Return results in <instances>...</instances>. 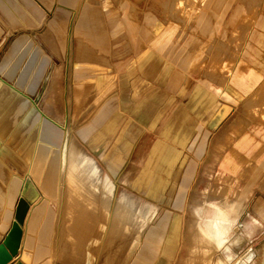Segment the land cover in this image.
I'll return each mask as SVG.
<instances>
[{
	"label": "rangeland",
	"instance_id": "374dc122",
	"mask_svg": "<svg viewBox=\"0 0 264 264\" xmlns=\"http://www.w3.org/2000/svg\"><path fill=\"white\" fill-rule=\"evenodd\" d=\"M89 1L93 2L95 7L108 2L106 4L111 9H102V13L114 12L116 14L119 11L115 10L114 3H119L118 1L120 0ZM157 1L166 2L168 8L163 11L164 14H160L161 18L163 17L160 20L161 24L147 27L148 38L147 40L145 39L144 48L149 49L155 54L153 59L155 62H159L160 67L163 64L169 67L170 72L167 78L170 82V89L162 90L161 73L153 75L152 84L148 83V88H150L148 92H152V96H162L164 93L166 101L163 106L154 107V112L152 116L150 115L148 122L149 127L139 130L137 137L134 139V151L146 146L144 149L146 150L148 147V151L146 150L147 154L136 155L134 152L128 156L130 159L127 158L126 162H124L126 157L122 159L123 169L118 171L117 179L114 178L116 199H113L114 204L112 203V207L118 202L127 201L135 208V223L133 222L130 226L132 228L131 233L123 234L125 236H122L121 232H114L112 226L113 217L110 218L111 220L106 226L104 235H98L100 232H97V226L95 227V225L99 221L103 222V224L106 223L104 219H106V214H108V212H97L95 208L99 206V202L101 201L102 194L98 193L99 187L101 186L102 193L104 192V187L108 188L106 192L111 199L113 198V186L107 178L104 179L98 166L102 168L104 173H109L105 164V158L110 154L111 150L118 146L124 128L130 122H133L131 120L134 115L133 110L140 106L137 108L136 106L128 105L121 107L114 106L112 108L116 111H114L112 119L110 118L111 120L105 122L103 119L105 116L100 115V119H103L101 125L96 122V119L99 118L98 113L102 108V106L98 105L101 101L93 104V106L90 103L100 93L84 88L88 87L89 84H85V82H82L83 85L82 83L79 84V82L74 80L75 75L73 72V62L77 60L73 58V52L80 50L73 42L75 39L73 29L79 18L81 20L79 26L85 18L83 9L74 10L73 18L71 15L68 16L65 36H70L69 41H71V38L73 39L72 46L69 50L68 47L65 48L64 52L61 53L59 50L57 51V46L52 40V34L48 30L51 14L41 10L32 0H28V5H24L22 0H3L0 3V28L2 29V32H0V68L3 57L11 43L20 35L30 36L37 48L41 50L43 59L40 61L38 72L30 76L28 83L20 91L30 97L48 118L61 126L59 129L51 124H47L48 127H53L54 129L52 143L50 144L51 141H48V144L51 145L49 146V150L59 159L66 142V157L68 158V162H70L68 165L74 168L75 176L79 179L87 177L89 183L98 189L97 195L94 194L98 197L92 195V198H95L93 199L94 202L87 201V206L82 205V208L84 207L83 211L87 207L85 216L84 212H81V206H79L80 200L76 201L78 196L72 193L70 195L69 192H73L74 189L70 187L66 179L61 180L59 183L58 200L54 198L46 200L44 207L46 209L49 207L48 204L53 201L50 209L52 218L50 220L48 217V223L50 221V224L54 222L57 211L54 229L52 225L53 233L49 234L50 237L52 236L51 264H55L56 262L61 264H130L137 256L142 259L140 261L137 259L134 263L138 262L141 264L144 263L143 259L146 261L145 258L148 257L142 255L141 252L144 251L141 250L149 241L156 242L157 246L154 247L152 243L149 244L148 251L152 255V261L148 264H211L216 258L217 264L221 261L222 264H237L243 261L246 255H253L254 264H264V234H247L245 230L243 231L242 227L230 234V240L234 241L237 239L238 242L236 245H231L229 258H226L228 255L227 250H211L200 239L199 235H187L186 247L184 241L185 226L192 221L190 207L200 204L204 212H208L210 210L209 200H217L215 202L223 206L238 207V212L232 215L234 218H237L238 213H242L244 208L246 194L243 195L238 192L240 187L235 189L236 191L232 190L231 181L224 179L220 175L222 173L220 162H222L223 156L226 153H232L233 136L241 135L245 130L251 128V125L258 124L264 128V0H212L216 7L215 12H207L201 9V1L204 0ZM178 2H181V4L177 5ZM93 12L97 13L96 10ZM16 19L18 20L16 21ZM53 26L51 27L55 29V26ZM141 28L142 26L139 25L132 26V35L130 34V36L134 41L129 43L133 49L137 43L136 40L140 37ZM115 42L116 45L114 46ZM61 43L58 45L62 48L63 41ZM50 44L52 48H50ZM123 45L124 42L121 41L107 43V47L112 50H119ZM162 48L163 52H166V57L160 60L159 58L161 57L158 56L162 54L160 53ZM115 55L112 60L119 61L120 54ZM127 67L128 71L124 77L129 81H127V85L131 88L123 89V94L137 91H132L133 83L142 76L141 74L137 75V72L141 71V67L137 69H132V65H127ZM34 68L33 72L35 71ZM227 78L230 84L226 87ZM195 84L202 85L201 89L204 101L203 105H201L202 112L208 111L210 107L208 98L211 96V88V93L217 94L219 103L224 101L223 99L227 96L225 93L228 92L226 91L228 88L230 94L233 93L234 95V103L232 116L228 117L227 121H224L220 125L217 133H215L216 135H212L208 148L201 155L200 159H196L195 154H186L188 161L190 159L195 161L192 164V176L183 182V179H180L183 171L180 173L177 170L178 163L183 155L181 153H170L169 155L173 157V162L170 164L165 163L162 162L165 154L163 152L160 153V151L154 152L150 146L158 145L162 140L158 135L162 129H166L172 133L180 125L183 132L185 128L184 123H178L174 120V118L178 117L179 113L186 112L191 115L195 113L196 109H200V106L198 107L192 103L193 99L191 97L193 96ZM77 86H81V88ZM107 91L104 93H109L111 90ZM183 99L186 101L185 105L182 104ZM94 105H96L95 108ZM81 111L82 116L79 121L73 122V119H76ZM191 124L192 126L193 124L196 126L203 125L204 128L205 123L194 122ZM65 128L67 130L71 128L66 139L63 131ZM111 129L113 130L111 131ZM189 133L192 134L193 132ZM177 135L178 133H175L173 138L170 139L173 147L178 146ZM163 143L165 144L166 141H163ZM174 150L177 151L179 148H175ZM43 154L47 155V152L44 151ZM170 166L173 169H170ZM143 170L146 172L145 175H147L146 180L147 177L150 178V183L154 181V178L158 179L157 188L161 192L159 194L163 195L162 200H160L159 194L154 199H148V186L146 180H143L145 177L141 175V177L137 178ZM263 174V169L258 168L251 171V176L249 177L250 186L248 188L253 187V190H255L256 182L263 185ZM245 175L240 180H247V172ZM23 176L24 172H21L20 177ZM125 178L128 183L123 182ZM136 179H139V184L137 187H134L133 184ZM181 182L183 184L186 183V186L182 185L181 187ZM49 184L51 185H49L46 191L39 187L42 193L37 189L41 193L40 196L43 194L45 197H48V194L54 191L55 188L57 190V181L50 182ZM15 185L16 191H18L20 181L17 180ZM205 186L221 189L220 195L209 192L202 193L201 190ZM180 188L185 190L187 201L181 203V209H178L179 203L176 199ZM120 193H122L121 196L119 195ZM16 195L15 193L12 196ZM194 199L196 202L193 201ZM0 200L2 201L0 204L3 203V199ZM237 200H242L243 203L241 201L239 205L237 204L239 202ZM39 202L37 206H39ZM76 202L79 204L75 205ZM95 203H98L97 206ZM5 204L9 205L11 203ZM1 206L2 204L0 208ZM147 207L152 211L149 220L141 215L140 217L136 210ZM184 209L185 212H183ZM178 212H182L183 214L182 233L179 235V241L175 243V246L173 245L172 250L166 251L161 242L164 237L160 233L163 231V221L156 227L158 229H150V226L157 213L158 216L154 222H159L165 216H168L169 220H172V217L179 214ZM79 213L82 215H79ZM127 215L128 212L122 221H126ZM243 215L238 218L239 225L243 224L245 227L258 226V224L253 222L252 218H248L245 213ZM1 216L2 213H0V223ZM148 221L150 224L147 223ZM257 221L260 222L259 220ZM100 222L99 224L101 225ZM153 230H157L156 232L160 230V236L157 235V237L155 233L154 237L156 239L151 238L154 235ZM136 231L139 232L137 233ZM144 232L146 235L143 234ZM134 233L135 235H133ZM142 234L145 237H142ZM97 235L102 239L97 237ZM258 236L260 238L257 241L256 238ZM252 241H255L254 244H252ZM252 245H254V249L251 248ZM108 249H110V252L109 255H106ZM123 250L130 253H128L129 257L126 258L127 253L124 256L122 255L124 254Z\"/></svg>",
	"mask_w": 264,
	"mask_h": 264
},
{
	"label": "crops",
	"instance_id": "0c3cea01",
	"mask_svg": "<svg viewBox=\"0 0 264 264\" xmlns=\"http://www.w3.org/2000/svg\"><path fill=\"white\" fill-rule=\"evenodd\" d=\"M32 1L41 10L45 11L48 14H51V20L48 23V30L52 34V40L57 46V51L59 50V52L61 53L64 52L65 48L68 47L69 50V48L72 46L73 39L71 38V41H69L70 36H65V28L68 22V16L71 15V17L73 18L74 10L83 9L85 18L82 20L80 26L79 22H81V20L79 18V20H77L75 28L73 29L75 33V39L73 42L80 48V50H76L73 52V58L77 59L73 62V72L75 75L74 80L79 82V84L82 82H85V84H89L88 87L84 88H88L100 93L95 96L94 100L90 103L91 106H93V104L101 101L98 104L99 106H102V108L98 113L99 118L96 119L97 123L101 125L103 119L105 122L111 120L114 111H116L112 108L114 106L121 107L128 105L136 106V108L140 106L139 108L133 110L134 115L133 118H131L133 122H130L124 128L118 146L111 150L110 154H108L105 158V164L109 173H104L102 168L97 165L100 168L104 179L107 178L111 182L113 186V199H116V185L114 178L117 179L119 174L118 171L123 169V163L121 162L122 159L126 157L124 161L126 162L127 158H129L128 156L132 155V153L134 152L136 155H140L142 153L147 154L148 147L146 148L147 151L144 149L146 146L140 147V149H136V151H134V139L137 137V132L139 130H142L145 127H149L148 122L150 120V115L152 116V113L154 112V107L159 105L163 106L166 101L164 93L162 96H152V92H148V90L150 89L148 88V83H150V85L152 84L151 82H153V75L155 73H161L160 75H162V90L164 91L170 89V82L167 78V75L170 72L168 69L169 67L164 66V64L160 67L159 62H155L153 59L155 54L149 49L144 48L145 39L147 40L148 38V34L146 32L148 31L147 27L161 24L160 20H162L163 17L161 18L160 14H164L163 11L168 8L167 3L157 0H120L118 1L119 3H114L115 10H119L116 14H114V12L102 13V9H111V7L106 4L108 2H104L101 5L95 7V4L91 1L88 2V0ZM23 2H25L26 5L29 4L28 0H23ZM39 4L45 7H41ZM180 4L181 2L177 3V5ZM201 9L207 12H215L216 7L212 0H204L201 1ZM95 10L97 11V13L93 12ZM53 25L55 26V29L51 27ZM135 25L142 26V28L139 34L141 38L137 37L138 40H136L137 43L135 44V48L133 49L129 42L134 41L131 39L130 34L132 35V26L134 27ZM62 41L63 47L61 48L59 45ZM114 41L124 42V45L120 47L119 50H112L108 48L107 43H111ZM51 44L49 45L50 48H52ZM115 45L116 42L114 46ZM85 47L87 48V50ZM160 53L162 54L160 56H157L161 57L159 58L160 60H163V58L166 57V52H163L162 48L160 50ZM115 54H120L119 59L121 61L112 60L113 57L116 56ZM127 65H132V69L141 67V71L137 72V75L141 74L142 76L139 77L140 79H137V81L133 83L132 91H137L130 92L129 94H123V89L125 90L131 88L127 85L128 80L126 79V77H124V75L128 71ZM5 72L6 70L3 73ZM83 74L86 76H84ZM229 84L230 83L227 78L226 87L229 86ZM77 87L81 88V86ZM201 88L202 85L195 84L192 93L193 96H190L193 99V105H197L198 107L200 106V109H196L195 113L191 115L187 114L186 112L179 113L178 117L174 118L176 122L184 123L185 128L183 129V132L181 131L180 125H178L177 129L175 131H172V133L171 131L162 129L161 133L158 134L162 140H159L160 142L158 145L150 146V148H152L154 152L160 151V153L163 152V154H165L164 159H162V162L165 163L170 164L173 162V157L169 155L170 153H181L183 155L180 159V162L178 163L179 165L177 169L180 173L183 171V175L181 173L180 177L181 180L183 179V182H185L186 179H190V177L192 176L191 169L192 164L195 161H192L191 159L190 161H188L186 159V154H195L196 159H200L201 155L207 150L212 135L217 133L220 125L224 121H227L228 117L232 116L233 111V93L230 94L229 89L227 88L226 91H228L229 93H225L227 94V96L223 99L224 101L222 103H219L217 94L211 93V88V96L210 98H208L210 107L208 108V111L202 112L201 105H203L204 101ZM104 90L106 92H108L107 90L111 91L109 93H104ZM118 91H120V93H118ZM182 104L185 105L186 101L184 100ZM95 107L96 105H94V108ZM38 111H40L43 117H45V124H57L56 122L48 118L39 108ZM100 115L105 117L103 119H100ZM194 122L205 123L204 128L203 125L196 126L193 124L192 126L191 123ZM53 130V127H48L43 134L45 135L44 137L47 142L49 140L51 141L50 144L52 143V135H54ZM112 130L113 129H111V131ZM189 130H191L193 133H189L191 132ZM173 132H175L176 134L178 133L177 147H173L170 140L175 134ZM233 137L232 153H226L225 156H223L224 158L222 162H220V167L222 170V173L220 175L224 179L231 181V188L233 191H236L235 189L240 187V190H238V192L243 195L246 194L244 200V208L242 210V213L240 212L241 215L240 213H238V215L236 216L237 218H234L232 216L235 212H238V207H230L228 205L223 206L222 204L215 202L217 200H209L210 210H208V212H204V209L200 204L195 207H190V215H192L193 220L186 224L184 230L185 247L187 243L186 240L188 238L187 235H200V227H204L208 233L220 232L221 234H225V237L223 239L226 242L220 247H218L216 243H214V245L211 246H214L215 249L214 247H210V249L216 251L227 250L228 255L226 256V258L230 257L231 245H236V243L238 242V240L236 239V241L234 240L235 243L234 241L230 240V234L237 231L238 228L242 227L243 231L245 230L247 234H264V184L262 185L261 183L259 184L256 182L255 190H253V187L248 188V186H250L249 177L251 176V171L257 170L258 168L264 170V128L260 127L258 124L254 126L251 125V128L245 130L241 135ZM163 141H166V143L164 144ZM173 148H179V150L175 151ZM169 168L173 169L172 166H170ZM246 172L248 177L247 180H240L241 177L246 176ZM145 174L146 172H144L143 170L142 172H140L137 178L143 175L145 177L143 180H146L147 175ZM262 178L264 182V174ZM149 179L150 178L147 177L146 183L148 186L147 196L150 200L154 199L155 196H157L161 192L157 188L158 179L154 178V181H152L151 183ZM138 180L139 179H136L134 181V187L138 186ZM123 182L128 183L126 178L123 180ZM182 185L185 187L186 183L183 184L181 182V187ZM150 186L151 188L149 189ZM35 191L37 192L38 190L36 189ZM214 191L217 192L218 189L210 188L208 186L203 187V189L201 190L202 193H213ZM219 191H221V189ZM219 191L217 192V194L220 195L221 192ZM37 194L38 198L34 200L24 194L16 195L14 197L8 195L3 200V204L0 208V213H2V219L0 223V244L5 239L14 222H16L22 230L19 250L8 264H51L52 236L50 237L49 234L53 233L52 225L54 229L57 218V211L55 213L54 222H52V224H50L51 221L48 223V217L50 218V220L52 218L50 209L53 201L48 204L49 207L47 209L40 208L39 206H37V204L42 197L40 196L39 191L37 192ZM121 194L122 193H120L119 195L121 196ZM159 195V197L161 198L160 200H162L163 195ZM176 200L179 203L178 209H181V203L187 201L185 190H182L180 188ZM193 201H195V199ZM237 201H239L237 204H241L242 200ZM5 203L11 204L6 205ZM183 212H185V209ZM178 213L179 214L177 216L172 217V220H169L168 216H165L159 222H154L158 216L157 213L150 227V229H154L159 225L160 222L163 221L164 226L162 235L164 238L161 242L163 244L164 250L166 249V251L172 250L173 245L175 246V243L179 241V235L182 233L183 214L182 212ZM244 213L248 218H252L253 222L258 224V226L245 227L243 226V224L239 225L238 218L240 216H244ZM110 214H112V209L110 210ZM112 217L113 215H110V218ZM257 220H259L260 222H258ZM191 229L193 230V232H191ZM259 238V236L256 238L257 241L259 240ZM254 242L255 241H252V244H254ZM151 243L154 247L157 246L156 242L146 243L145 247H143L141 251H144L142 252V255H146L149 258L147 257L146 261L142 264H148L152 261V255L148 251L149 244ZM251 248L254 249V245H252ZM138 258V256L135 257L133 261L130 262V264L134 263ZM213 261L211 264H215V262L217 263V258L214 262ZM55 264L61 263L56 262ZM237 264H254V257L253 255H246L244 260L238 262Z\"/></svg>",
	"mask_w": 264,
	"mask_h": 264
},
{
	"label": "bare ground",
	"instance_id": "6f19581e",
	"mask_svg": "<svg viewBox=\"0 0 264 264\" xmlns=\"http://www.w3.org/2000/svg\"><path fill=\"white\" fill-rule=\"evenodd\" d=\"M2 1L3 0H0V3ZM23 4L26 5L25 2H23ZM17 20L18 19H16V21ZM0 32H2L1 28H0ZM40 61H42L41 50L37 48V46L34 44V42L29 36L20 35L11 43V45L9 46L1 62V68H0V193L2 192L3 189L4 191L0 194L1 196H3V198H1L0 196V199L4 200L8 195L12 196L13 194L16 193L17 195L24 194L28 196L29 198H31L32 200H34L38 198V194H37L38 191L36 192L35 191L36 189H39L40 192H41L40 188L43 190L45 189L46 191V189L48 190L49 185H51L49 184L50 182L57 181V190H55L56 189L55 188L54 191L48 194V197H45V195L43 194L41 196L42 198H41V201L39 202V207L44 208L46 205V200H50L52 198L58 200L57 196L59 195V183L61 180L66 179L70 187L74 189L73 192H69L70 195L71 193L76 194V196H78L76 201L80 200V204L76 202L75 205L79 204V206H81V209H82L81 212H84V216H85V212H86L85 210L87 207H85V210L83 211L84 207L82 208V205L87 206L88 205L87 201L94 202L93 199L95 198H92V195L94 197H98V196H95L97 195V191H98L97 187L89 183L87 177H83L82 179H79L78 177L75 176L74 168L68 165L70 162H68V158L66 157V142L65 141H64L65 144L62 148V152H61L59 159H57L54 153L51 150H49V146L51 145L48 144L47 140L44 137L45 135H43L46 128H48V125L45 124L44 122L45 117H43L40 111H38V106L34 103V101L30 97H28L26 94L20 91V89L23 88V86H25V84L28 83V79L30 78V76L33 73L36 74L38 72ZM34 66L36 69L34 68ZM33 68L35 70L34 72L32 71ZM5 70L6 72L3 73ZM74 115H77V114H74ZM81 116H82V111L80 112V114L77 116L76 119H73V122L79 121ZM51 124L54 127L60 129V126L58 124H55V123H51ZM69 129L71 128H68V130L67 128H65L63 130L65 134V139L67 138ZM44 151L47 152V155L43 154ZM21 172H24L23 177H20ZM17 180L20 181V188L18 191H16V185H15ZM103 189H104V192L102 193L101 186L99 187L98 193L102 194L101 199H100L101 201L99 202V206H97L98 203H95L97 206L95 208L97 212L98 211L99 212L102 211L105 213L108 212V214H106L107 216L104 215L106 216L105 217L106 219L103 218L104 220H106V223L103 224V222L101 223L100 221L99 222L101 223V225L99 224V222L96 223L97 225H95V227L97 226V232L98 231L100 232V234H98L99 232L97 234L99 236H101V234L104 235L106 226L111 220L110 215H113V220H112L113 225L112 226H113L114 232L115 233L121 232L122 236H125L123 234L129 233L132 229L130 226L133 224L135 216H136L134 215L135 208H133L131 203L127 201L118 202L115 204L114 207H112V205L114 204L113 198L111 199L109 197V194H107L106 191L108 188L104 187ZM217 189L218 191L220 190L219 188ZM217 192L214 191L213 194ZM76 196H75V199H76ZM0 202L2 201L0 200ZM31 206H34V205H31ZM147 208H141V209L139 208L136 210L138 211L139 216L141 215L149 220L151 217L150 215L152 214V211H150L149 208L148 209ZM111 209H112V214H110ZM127 212H128V215L126 217V221L124 220L125 221L124 222L122 221V219L125 218ZM80 214L81 213H79V215ZM98 216L100 217V215ZM152 218H153V215H152ZM147 223H149V221ZM143 224H146V223H143ZM155 229H158V228H155ZM93 230H94V227H93ZM156 231L157 230L152 231L154 232L153 233L154 235L152 234L153 236L151 237L152 239L153 238L156 239V237H154L155 233H156V236L157 235L160 236L159 232H156ZM199 231L201 232L199 235L200 239L208 247L213 248L214 246H211V245H214V243H216L218 247L224 244L223 238L225 237V234H221L220 232L208 233L206 229L203 227H200ZM191 232H193V230ZM160 233H163V231ZM143 234L146 235L145 232ZM143 234H142V237L144 236ZM98 235L97 237H99ZM133 235H135V233ZM193 236H195V234ZM122 239H124V237H122ZM113 247L115 246L113 245ZM109 252H110V249H108V252L106 255H109ZM123 253L124 254L122 255L124 256L125 253L127 252L124 251ZM128 253H127L126 258L129 257ZM140 259L142 258H138L139 261ZM145 259H147V257ZM143 262H145L144 259H143ZM215 264L217 263L215 262ZM219 264H222V261L219 262Z\"/></svg>",
	"mask_w": 264,
	"mask_h": 264
},
{
	"label": "water",
	"instance_id": "95a60500",
	"mask_svg": "<svg viewBox=\"0 0 264 264\" xmlns=\"http://www.w3.org/2000/svg\"><path fill=\"white\" fill-rule=\"evenodd\" d=\"M22 230L20 226L14 222L10 231L0 244V264H8L17 254L21 242Z\"/></svg>",
	"mask_w": 264,
	"mask_h": 264
}]
</instances>
